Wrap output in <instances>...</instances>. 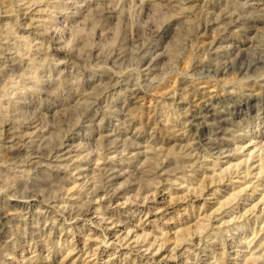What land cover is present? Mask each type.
<instances>
[{"label":"clouds","instance_id":"9594fccd","mask_svg":"<svg viewBox=\"0 0 264 264\" xmlns=\"http://www.w3.org/2000/svg\"><path fill=\"white\" fill-rule=\"evenodd\" d=\"M0 264H264V0H0Z\"/></svg>","mask_w":264,"mask_h":264},{"label":"rangeland","instance_id":"374dc122","mask_svg":"<svg viewBox=\"0 0 264 264\" xmlns=\"http://www.w3.org/2000/svg\"><path fill=\"white\" fill-rule=\"evenodd\" d=\"M151 101H149V103H150Z\"/></svg>","mask_w":264,"mask_h":264}]
</instances>
